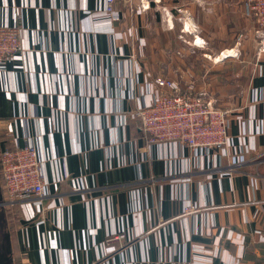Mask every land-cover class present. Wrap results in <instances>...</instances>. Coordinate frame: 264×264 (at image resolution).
I'll list each match as a JSON object with an SVG mask.
<instances>
[{"label":"crops","instance_id":"1","mask_svg":"<svg viewBox=\"0 0 264 264\" xmlns=\"http://www.w3.org/2000/svg\"><path fill=\"white\" fill-rule=\"evenodd\" d=\"M148 6L0 0V26L24 25L23 54L0 72V149L33 143L46 183L42 203L0 209L11 264H264L257 22L244 0ZM158 76L231 108L227 150L146 145L134 112ZM118 233L136 238L122 252Z\"/></svg>","mask_w":264,"mask_h":264},{"label":"built area","instance_id":"2","mask_svg":"<svg viewBox=\"0 0 264 264\" xmlns=\"http://www.w3.org/2000/svg\"><path fill=\"white\" fill-rule=\"evenodd\" d=\"M116 1L105 0L106 12L111 16L115 13ZM125 1L131 4L135 0ZM151 1L139 0L143 10ZM244 1L247 16L256 20L257 33L264 39V0ZM129 10L134 12L132 6ZM23 32L22 20L15 26H0V72L9 60L23 54ZM155 85L157 98L147 108L134 112L140 120L142 138L147 146L174 142L191 150L194 156L229 148L231 110L219 108L207 93L199 92L193 86L184 89L171 78L158 76ZM42 165L33 143L0 149V178L6 208L15 209L23 203H42L45 200ZM193 212V205L185 209V213ZM135 240L129 239L125 233H118L110 237L108 243L117 244V252H122Z\"/></svg>","mask_w":264,"mask_h":264},{"label":"water","instance_id":"3","mask_svg":"<svg viewBox=\"0 0 264 264\" xmlns=\"http://www.w3.org/2000/svg\"><path fill=\"white\" fill-rule=\"evenodd\" d=\"M0 209L6 210V202L4 198V194L2 191V184H1V178H0ZM6 245L0 246V264H11V245L9 242L8 236L6 237Z\"/></svg>","mask_w":264,"mask_h":264},{"label":"rangeland","instance_id":"4","mask_svg":"<svg viewBox=\"0 0 264 264\" xmlns=\"http://www.w3.org/2000/svg\"><path fill=\"white\" fill-rule=\"evenodd\" d=\"M208 92H209V91H208ZM217 106H218L219 108H221V109L231 110L230 107H228V106H223V105H220V104H218V103H217Z\"/></svg>","mask_w":264,"mask_h":264}]
</instances>
